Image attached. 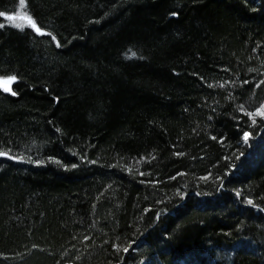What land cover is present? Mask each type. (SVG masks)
<instances>
[{
  "label": "trees",
  "instance_id": "16d2710c",
  "mask_svg": "<svg viewBox=\"0 0 264 264\" xmlns=\"http://www.w3.org/2000/svg\"><path fill=\"white\" fill-rule=\"evenodd\" d=\"M0 13V264H264V0Z\"/></svg>",
  "mask_w": 264,
  "mask_h": 264
},
{
  "label": "snow or ice",
  "instance_id": "6c2138e0",
  "mask_svg": "<svg viewBox=\"0 0 264 264\" xmlns=\"http://www.w3.org/2000/svg\"><path fill=\"white\" fill-rule=\"evenodd\" d=\"M19 2H20L21 8H23L24 7V0H19ZM3 15H5V14L4 13H0V16H3ZM8 19L9 20H14L15 18L14 17H8ZM25 20H26L27 26H30L38 34H41V35H44V34L51 35L50 33H44L43 30L41 28H39L37 26L36 22L34 20H32L30 17H26ZM15 26L16 27H19V28H23V27H25V24H16ZM52 39L55 40V37L53 36ZM59 46H60L59 45V42H57V47H59ZM132 55H135V54L133 53ZM15 80H16V77L15 76H11V77H8L7 78V81L9 83H11V82H13ZM4 83H5L4 78L0 77V87H3L4 86ZM4 90L5 91H11V89L10 88H7V87H5ZM12 94L15 95L16 93L13 92ZM262 108H264V106H262ZM248 115L253 116V117L254 116H257V115L264 117V110L258 109L257 112H255V113H249ZM244 138H245V140H247V138H248V134L247 133H245V137ZM3 154L4 153H0V155H3ZM249 203H252V201H249Z\"/></svg>",
  "mask_w": 264,
  "mask_h": 264
},
{
  "label": "rangeland",
  "instance_id": "374dc122",
  "mask_svg": "<svg viewBox=\"0 0 264 264\" xmlns=\"http://www.w3.org/2000/svg\"><path fill=\"white\" fill-rule=\"evenodd\" d=\"M8 17H14L15 19L14 20H9ZM7 17V20H9V22L13 23V24H26V20L25 18L28 17L24 14H21V13H17V14H14V15H10Z\"/></svg>",
  "mask_w": 264,
  "mask_h": 264
},
{
  "label": "water",
  "instance_id": "95a60500",
  "mask_svg": "<svg viewBox=\"0 0 264 264\" xmlns=\"http://www.w3.org/2000/svg\"><path fill=\"white\" fill-rule=\"evenodd\" d=\"M3 87H4V88H5V87H8V85L4 83V86H3Z\"/></svg>",
  "mask_w": 264,
  "mask_h": 264
}]
</instances>
